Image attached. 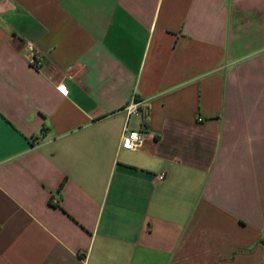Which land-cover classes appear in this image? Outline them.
<instances>
[{"label": "crops", "instance_id": "1", "mask_svg": "<svg viewBox=\"0 0 264 264\" xmlns=\"http://www.w3.org/2000/svg\"><path fill=\"white\" fill-rule=\"evenodd\" d=\"M0 264H264V0H0Z\"/></svg>", "mask_w": 264, "mask_h": 264}, {"label": "built area", "instance_id": "2", "mask_svg": "<svg viewBox=\"0 0 264 264\" xmlns=\"http://www.w3.org/2000/svg\"><path fill=\"white\" fill-rule=\"evenodd\" d=\"M27 49L29 51L30 56V62L31 65L35 68H37L40 64V54L33 43L27 42ZM63 94H66L65 90H61ZM125 113L130 116L133 113H143L144 110H141L139 108V104L135 102V100H131L124 108ZM198 121H201V118L198 119ZM142 143V137L138 131L129 130L125 131L122 135L121 141H120V148L127 150V151H134L138 149L141 146ZM165 178L164 173H160L157 176L158 181H163Z\"/></svg>", "mask_w": 264, "mask_h": 264}, {"label": "trees", "instance_id": "3", "mask_svg": "<svg viewBox=\"0 0 264 264\" xmlns=\"http://www.w3.org/2000/svg\"><path fill=\"white\" fill-rule=\"evenodd\" d=\"M137 99H135V101H136Z\"/></svg>", "mask_w": 264, "mask_h": 264}, {"label": "snow or ice", "instance_id": "4", "mask_svg": "<svg viewBox=\"0 0 264 264\" xmlns=\"http://www.w3.org/2000/svg\"><path fill=\"white\" fill-rule=\"evenodd\" d=\"M63 90V89H62Z\"/></svg>", "mask_w": 264, "mask_h": 264}]
</instances>
